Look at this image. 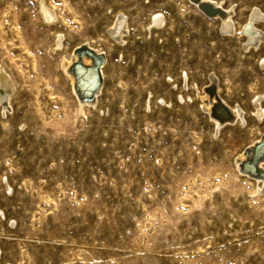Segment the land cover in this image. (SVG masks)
Masks as SVG:
<instances>
[{"label": "rangeland", "instance_id": "374dc122", "mask_svg": "<svg viewBox=\"0 0 264 264\" xmlns=\"http://www.w3.org/2000/svg\"><path fill=\"white\" fill-rule=\"evenodd\" d=\"M38 1L0 0V67L17 88L0 111V264H264V192L235 163L263 130L248 105L264 91L262 48L243 51L238 31L223 35L187 0H45L67 37L53 52ZM247 1L223 4L236 29L250 4L264 10V0ZM149 8L164 14L165 29L142 37ZM116 9L130 26L121 47L102 42L96 100L108 112L83 117L60 50L100 39ZM195 85L218 87L244 123L212 134ZM147 89L158 104L144 112ZM166 95L170 107L159 103Z\"/></svg>", "mask_w": 264, "mask_h": 264}, {"label": "bare ground", "instance_id": "6f19581e", "mask_svg": "<svg viewBox=\"0 0 264 264\" xmlns=\"http://www.w3.org/2000/svg\"><path fill=\"white\" fill-rule=\"evenodd\" d=\"M187 2H189V5L191 7L198 9L200 14L207 21L217 22L216 23L217 28H219L220 32L223 35H226L227 37H229V35H231L234 31L236 32L238 31L237 34L239 35L240 38L242 37V41H244L243 45H241L243 48V51L247 52L250 48L258 49V47H261L263 54L257 59V62L259 61L260 58H262L261 67H264V31L262 29H259L260 28L259 25L264 26V10L260 8L259 5L252 3L248 6V11H247V14L245 15L244 20L242 22L241 21L238 22L239 27L238 29H236V22H235L236 20L233 18V8L223 5L225 0H199V1L187 0ZM202 4H203L202 9L206 11L205 14H208V16L207 15L204 16L201 13L203 12V10L200 11V5ZM205 4H208L209 6H205ZM36 5H38L36 8L37 9L36 11H37V15L39 16L40 25L52 31V46H51L52 51L59 52L60 47L63 48L64 45L66 44L67 37L64 33L59 31L57 27L58 15L56 13V10H54L45 0H39ZM149 9H150L149 12L147 13V15H145L146 22L144 21L145 23H143L144 26L142 28H143L144 35L142 33V37L149 35L151 31L159 32L165 26L164 25L165 24L164 14L160 10H156V9L153 10L152 8H149ZM112 10L110 12L109 21L106 22V24L102 28L103 36L100 37V39H97V40L95 39L96 41H93V42H91L88 39H81L80 41L72 40L69 42L71 43V46L69 48L70 50L68 49L69 52L67 54L64 51V49L62 51L60 50V54L62 55L61 60H60V68L63 71L64 75L66 76L70 84L71 91L74 94V97L76 98L77 112L80 116H83V117H85L86 109L90 111H95L97 114H100V116H103L108 112V106L99 105L98 101L96 100L100 90L102 89V86L104 85L103 79L105 78V75H106L105 69L107 66L106 65L107 64V51H106V48L102 47L103 45L102 42L106 43V41L109 40L112 43H115L116 45H119L121 47L125 43L124 35L127 34L128 27L130 26L128 24V16L123 10L121 9H116L114 11ZM140 26H142L141 23H140ZM162 32L161 34H164ZM237 34L235 33L236 36ZM87 50H89L94 57L98 55H102L104 58V63L100 65L98 69L100 79H101V84L97 92L94 93V95L92 94L97 87V81L93 77H91V80H92L91 82L93 83L90 84V86L88 87L86 91H84L83 87L78 84L79 82L83 81V76L85 74L93 72V69H88L87 67H90L91 65H93V63L97 64V61H95L93 58H89L86 55L81 56L82 54H85ZM76 51L78 52L77 54L75 53ZM117 56L122 57V53L120 49L117 51ZM178 77H179L180 83L186 84V81L188 80L189 76L186 71L184 72L181 71ZM170 79L171 77L169 76L168 80ZM206 79L208 80L209 83H215V79L210 74L206 77ZM210 89L212 88H208V90ZM216 89H217L216 90L217 93L215 92L214 95H210L209 91H206V90L204 91L203 87L201 89H197V86L196 85L194 86V90H195L194 94L196 95L197 107L198 109H201L206 113V118L211 125L210 127H211L212 134L213 132L217 133L223 126L229 123L236 124V125H239L240 123L241 124L244 123L243 122V114H244L243 109L238 104H235V103H232L231 105L228 104L224 99L220 97L219 95L220 89L218 87ZM16 90L17 88L14 86L6 70L0 67V109H1L0 111H2V113L6 112L8 108V100L11 98V95H13ZM92 96H93V100L89 101V99H91ZM252 96H251L253 98L252 101L248 102V105L250 106L249 114L252 117V120L255 125L263 124L262 126L263 130L262 131L260 130L259 136H257L258 138L256 137L257 140L252 142L251 145L248 147L249 150H251L254 147V144L261 141V138L264 134V91L254 93ZM175 97L177 101L180 103H182L185 100V97L182 96L181 94L178 96L175 95ZM157 98L153 99L152 92L147 89L145 91V95L143 98V111L144 112L145 110H147V112L151 111V109L158 104ZM166 98L167 99H164L163 97L159 98L160 99L159 103L164 105L165 107L167 106L170 107V104H171L170 96L168 97V95H166ZM188 99L190 100L189 97ZM217 99L230 112L232 116V121L231 120L222 121L213 116V108L215 104L217 103ZM218 110L221 111L222 109L220 108ZM128 114L130 116H134V110L129 109ZM102 133L106 134L107 132L105 130H102ZM248 158H249V155H245L243 151L239 155H236V159H235V163L237 164L236 170L239 173V176L241 175V177H244L252 181V183L254 182L255 184L254 193H260L261 191L264 192V179L252 178L249 175H246L240 172V164ZM257 166L260 168V170L264 171V159ZM250 173L254 174L255 171L252 169ZM2 187H3V192L5 191L11 192V187L6 180L4 181V184L2 185ZM2 217H3V214H1L0 212V218Z\"/></svg>", "mask_w": 264, "mask_h": 264}, {"label": "water", "instance_id": "95a60500", "mask_svg": "<svg viewBox=\"0 0 264 264\" xmlns=\"http://www.w3.org/2000/svg\"><path fill=\"white\" fill-rule=\"evenodd\" d=\"M193 1H199V0H193ZM202 6H203V4L202 5H200V8L202 9ZM205 6H209V5H206L205 4ZM202 10H204V9H202ZM205 11V10H204ZM206 12V11H205ZM76 54L78 53L77 51L75 52ZM87 54V55H86ZM83 55H86V56H88L89 58H93L95 61H97V64L96 63H93V64H95L96 65V73L98 74V76H99V72H98V69H99V66L100 65H102L103 63H104V59H103V56L102 55H98V56H96V57H94L92 54H91V52L89 51V50H87L86 51V53L85 54H82L81 56H83ZM81 56H79V57H81ZM100 80V79H99ZM98 87V86H97ZM211 91L209 92L210 93V95H214L215 94V91H214V89L212 88V89H210ZM97 91V88L94 90V92H93V94L92 95H94V93ZM91 100H93V96H92V98L91 99H89V101H91ZM217 103H219V101H218V99H217ZM216 103V104H217ZM216 104H215V106H214V108H213V116L214 117H216V118H218L219 120H222V117H220V116H218V113H217V106H216ZM221 109H223L220 105H218ZM223 111L225 112V114H227V112L223 109ZM222 121H224V120H222ZM250 152V150L248 149L246 152H245V154H248ZM242 171H244L243 169H242ZM255 175V174H254ZM259 177H261L262 179H264V174L262 173Z\"/></svg>", "mask_w": 264, "mask_h": 264}]
</instances>
